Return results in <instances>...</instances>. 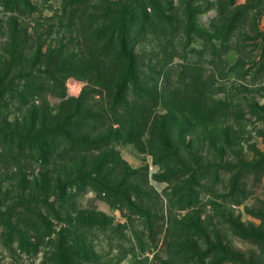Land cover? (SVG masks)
Returning <instances> with one entry per match:
<instances>
[{
  "label": "rangeland",
  "instance_id": "rangeland-1",
  "mask_svg": "<svg viewBox=\"0 0 264 264\" xmlns=\"http://www.w3.org/2000/svg\"><path fill=\"white\" fill-rule=\"evenodd\" d=\"M8 1L0 0V57L11 39L15 52L33 62L36 76L34 81H15L18 95L0 96V129L15 132V125L34 124L35 131L58 130L39 141L42 153L16 149L13 158L0 151V212L16 203L12 200L21 192L17 186L23 176L27 182L41 173L61 181L69 178L72 183L66 191L49 197L54 211L43 209L42 214L57 232L77 228L82 264H264V240L257 237L264 212V173L257 179L243 177L238 188L242 194L234 189L231 175L210 147L214 137L206 115L179 96L183 81L192 83L196 77L215 101L226 100L247 112L226 121L235 154L227 151L224 162L237 157L252 162L255 151L264 153V121L250 113L253 103L264 106V61L253 69L234 71L238 56L234 40L216 59L201 35L189 41L177 32L166 39L158 34L142 39L133 30L130 45L138 55L137 83L126 93L129 111H123V105L114 115L110 102L116 98V84L108 90L95 85V79L75 75L49 79L45 74L47 65L55 68L51 50H76L78 43L88 41V35L78 38L68 27L72 16L74 24H81L77 6L92 18L108 7L106 0H21V16L11 22ZM182 1L164 0L166 10L180 15ZM247 1L235 0V6H246ZM219 2H196L201 30L214 31ZM250 6L261 12L264 31V0H253ZM39 44L40 56L35 55ZM164 44L166 51L158 47ZM253 44L241 49L245 61L261 58V47ZM186 66L194 70L184 72L181 79ZM148 96L156 102L149 118L156 121V128L166 119L165 132L179 160L164 159L162 153L159 163L153 155L162 145L157 141L150 146L144 125L148 114L141 116L140 104L133 106ZM222 122L216 121L219 133L225 127ZM101 184H108V193L101 191ZM5 234L0 226V264H53L48 238L29 253L16 243L8 244Z\"/></svg>",
  "mask_w": 264,
  "mask_h": 264
},
{
  "label": "trees",
  "instance_id": "trees-1",
  "mask_svg": "<svg viewBox=\"0 0 264 264\" xmlns=\"http://www.w3.org/2000/svg\"><path fill=\"white\" fill-rule=\"evenodd\" d=\"M197 1H182L183 11L180 15H173L171 11L166 10L168 5L164 4V0H106L105 4L108 7L96 12L101 14H96L92 18L85 16L87 10L81 11L80 6H77L79 11L77 20L81 24L79 26L74 24L75 17L72 16L70 19L72 22L69 21L71 23L68 27L73 29L72 31L78 38L88 35V41L84 40L81 45L78 43L76 50L64 47H59L55 51L51 50V54H55L53 59L56 60V64L55 68H50L47 65L45 74L49 79L59 76L63 80V76L70 75L82 77L85 80L95 79V85L108 90L111 89V85L116 84L118 87L116 98L110 102L111 112L116 115L123 105L125 107L123 111H129L128 104L125 102L126 93L129 87H133L137 83L138 55L135 52V47L130 45L133 30L142 39L156 34L162 35L166 39L168 34L171 36L177 32L182 33V38L189 41L191 37L201 35L205 42L210 44L211 55L216 59H221V52L223 53L231 48L229 41L234 40L236 42L235 52L238 55L232 68L234 71H242L246 67L253 69L257 65H262V61H264V44H260L261 42L264 43V31L260 28L262 15L259 10H256V6H250L253 0H248L246 6H235V0H228V2L220 0L217 4L218 17L213 24V32L200 29L196 20V15L200 11V4L196 3ZM20 2L21 0H10L6 3L7 8L9 7V22L21 16ZM254 11H256L255 14H253ZM8 26L10 29L11 24L9 23ZM8 37L11 38L10 35ZM251 43H254L257 48L261 47L262 55L259 61L255 58L248 62L245 61L242 54L240 55L242 53L241 49ZM164 45L158 47L166 51L168 47ZM6 46L9 49L3 50L4 54L0 57V96L6 93L13 96L14 94L18 95L17 92H14L15 81L21 79H25L27 82L29 80L34 81L36 76L34 72L35 65L31 64L32 61L30 62L24 58L21 53L15 52L17 46L11 39L7 41ZM41 47L40 44L36 47L35 55H41ZM83 59H86L87 62L80 64V68H74V64L81 63ZM27 63L29 67H27ZM193 70L191 67L182 70L181 79L184 78V72H192ZM192 81V83L183 81L184 87L181 88L179 96L182 99L185 98L184 102L191 106L193 110L203 112L206 115V125L210 124L212 128L211 136L214 137L211 138L210 147L219 155L223 165L222 169L228 175H231V186L238 190L241 184L240 180L243 177L254 176L257 179L264 173V153L258 151H255L254 155L257 158L252 162L242 157L224 162L227 151L235 154L231 149L234 140L232 141L228 135L231 127L228 128L225 125L227 124L226 121L229 119L237 120L246 115L247 112L237 110L238 106H235V108L226 100L215 101L206 84L204 86L196 77ZM155 103V100L150 99L148 96L139 98L133 106L140 104L139 112L141 116L148 114L144 125L147 127L149 140L153 142L150 146L154 147V142L157 141L160 142L159 146L162 145L161 150L153 151L157 161L160 163L163 158L172 161L179 160L178 152L171 147L169 136L165 132L166 119L163 122H157L156 128V121H151V118H149L156 107ZM250 107V113L258 115L259 119L264 121V106H260L255 102ZM217 119L224 120L222 123L225 127L221 129V133H219V126L216 123ZM15 126L18 127L15 132L7 131L4 128L0 129V151L11 155L13 158H16L13 155V151L16 149L18 153H23L25 150L29 153H36L37 151L42 153L43 145L39 141H43L44 136L49 131L55 133L58 130L57 128L50 130L47 128L44 131H35L34 124H31L30 127L28 125ZM75 140H71V143H74ZM84 142L79 141V143ZM72 149L74 148L72 147ZM162 153L164 154L163 158ZM226 159L228 160V157ZM179 163L183 164L181 160ZM103 164L104 167L109 165L106 162H103ZM112 170L110 168L109 171ZM46 175L41 173L38 177L33 178L31 182H27L25 177H22L20 184L17 186L21 192L20 194L17 193L15 199L12 200L16 203L0 212V226L7 231L5 238L8 244L16 243L22 251L29 253L35 251L39 242L46 237L52 244L53 264H82L81 251L76 239L77 228L57 232L51 222L43 218L42 214L43 209L54 211L49 204V197L62 194L71 186L72 182L69 178L61 181L60 178L53 179L46 177ZM100 187L101 191L108 193V184H101ZM238 191L241 194L243 193L240 190ZM259 217L262 224L257 228L261 233L257 237L264 240V212ZM22 218H25V220ZM198 228H200V225H198ZM52 235H54V238H52ZM203 236L207 237L206 232ZM85 261L88 262V260Z\"/></svg>",
  "mask_w": 264,
  "mask_h": 264
}]
</instances>
